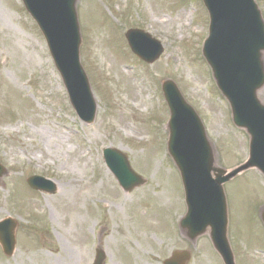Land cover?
<instances>
[{"label":"rangeland","instance_id":"obj_1","mask_svg":"<svg viewBox=\"0 0 264 264\" xmlns=\"http://www.w3.org/2000/svg\"><path fill=\"white\" fill-rule=\"evenodd\" d=\"M264 15V0H258ZM81 63L97 105L93 124L72 109L38 26L21 0H0V222L17 223L16 247L0 264H164L191 251L189 264H223L210 238L191 243L178 230L186 205L167 152L169 110L161 83L171 79L196 110L232 169L248 157L249 138L231 120L201 49L209 25L202 0H78ZM141 29L161 42L152 65L130 51L125 33ZM260 97L264 101V89ZM125 154L145 184L131 192L107 168L103 151ZM50 179L54 194L31 190ZM230 240L237 264H264V178L257 171L226 185Z\"/></svg>","mask_w":264,"mask_h":264},{"label":"water","instance_id":"obj_2","mask_svg":"<svg viewBox=\"0 0 264 264\" xmlns=\"http://www.w3.org/2000/svg\"><path fill=\"white\" fill-rule=\"evenodd\" d=\"M43 33L70 101L80 118L93 123L97 106L80 62L82 36L77 13L78 0H22ZM209 18V37L203 56L213 79L230 106L233 124L249 136V158L231 171L218 166L216 150L209 141L201 119L184 100L177 85L162 83L171 120L168 126V153L180 172L187 213L180 222L181 232L192 242L209 233L224 264H236L228 239L229 216L224 185L239 174L257 169L264 176V18L256 0H202ZM132 52L153 64L163 54L162 45L140 30L126 34ZM109 169L126 192L144 184L131 169L127 157L115 149L104 151ZM6 171L0 166V179ZM29 185L48 193L55 185L32 177ZM264 224V208L260 210ZM17 224L0 223V244L12 256ZM187 252H176L165 264H186ZM98 251L95 264H104Z\"/></svg>","mask_w":264,"mask_h":264}]
</instances>
